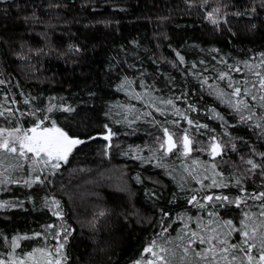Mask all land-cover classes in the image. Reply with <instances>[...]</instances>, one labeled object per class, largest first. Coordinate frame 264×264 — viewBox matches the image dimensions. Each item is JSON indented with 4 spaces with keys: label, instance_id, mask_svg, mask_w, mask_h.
<instances>
[{
    "label": "trees",
    "instance_id": "obj_1",
    "mask_svg": "<svg viewBox=\"0 0 264 264\" xmlns=\"http://www.w3.org/2000/svg\"><path fill=\"white\" fill-rule=\"evenodd\" d=\"M216 7L223 18L213 24L207 13ZM262 51L264 0H0V81L5 82L0 83V104L19 109L16 116L24 127L36 119L30 112L44 110L37 116L49 115L85 141L59 169H45L44 183L0 186V200L18 198L17 207L0 209V255L13 251L3 237L20 235L18 256L64 243L65 264H130L156 234L166 235L162 227L171 224L169 234L176 235L185 222L177 214L207 221L209 210L187 202L200 185L185 166L199 170L192 163L197 160L209 168L216 163L226 175L237 169L244 173L241 156L247 159L252 146L264 151L260 130L241 123L215 94L227 82L217 79L220 71H228L221 60L258 62ZM232 75L239 80L244 73ZM125 77L130 87H117ZM175 97H182L175 106L184 117L160 104ZM152 103L168 110L156 112ZM50 104L70 105L74 111L56 107L48 113ZM189 117L194 124H188ZM10 119L0 117V126H15ZM106 124L116 133L110 147L97 135L107 131ZM163 127L178 143L187 129L192 152L184 156L178 144L179 151L165 156L158 143ZM211 135L225 146L217 157L201 150ZM261 179L258 172L246 175L245 187L251 191ZM208 191L239 194L235 185ZM54 209L62 215H54ZM161 210L171 217L164 216L163 224ZM216 211L238 220L241 210L217 204Z\"/></svg>",
    "mask_w": 264,
    "mask_h": 264
},
{
    "label": "snow or ice",
    "instance_id": "obj_2",
    "mask_svg": "<svg viewBox=\"0 0 264 264\" xmlns=\"http://www.w3.org/2000/svg\"><path fill=\"white\" fill-rule=\"evenodd\" d=\"M191 2V0H190ZM207 3V0H204ZM255 11V8L252 9ZM220 8H213L207 13V18L213 24H217ZM239 15V13H236ZM227 13H225V16ZM180 61L184 57L179 52L176 53ZM228 71H220L217 79L224 81L223 87L217 86L215 94L221 98L222 102H227L239 116L241 123L250 122L255 128L260 130V136L264 137V51L258 54L257 60H244L227 64L226 60H221ZM232 72L244 73L239 80L235 79ZM207 80V78H205ZM0 83H5L0 81ZM130 87L131 81L125 77V80L117 87L124 88L125 85ZM147 93V88L144 89ZM7 100V93L4 94ZM137 99H143L137 94ZM175 97L169 99H160V104L171 106L176 114L184 117L185 113L175 106ZM250 98V99H249ZM151 103V101H149ZM60 107L68 112L74 111L70 105L60 104L59 106L50 104L47 112L51 113L54 108ZM127 108H134V105H126ZM156 112H166L167 107H160L152 103ZM189 109L193 105H188ZM19 109L13 110L12 107H5L0 104V117L5 120L10 119L13 127L0 126V186L6 184H25L30 187L33 183H44L42 174L45 169L54 172L60 168L61 163H67L69 156L73 154L77 146L85 141L79 135L70 134V130H66L55 119L49 115H43V118L37 116V112L44 110L36 109L29 113L30 116L36 117L30 127H24L20 121V117L16 116ZM215 112V109H212ZM24 114L21 112V117ZM152 116L151 112L146 113ZM217 117L223 120L220 113H216ZM45 121H49L48 124ZM119 122V121H117ZM159 124V121H155ZM189 125L194 124L192 118H187ZM173 125L179 124V121L173 120ZM107 129L103 135L108 141L106 147L111 146V138L116 135L112 132L108 125H104ZM200 126L198 125L197 128ZM202 127L207 129L209 126L203 124ZM215 131V130H213ZM163 139L158 138L159 149L163 150L165 156L173 152L177 148V140L169 131L168 127H163ZM93 139V137H88ZM208 144L201 150L209 152L212 157L221 155L224 151V144L217 140L215 135L208 137ZM183 155L188 156L192 152V140L189 137L188 130L184 129L182 136ZM232 149H236V145H231ZM260 157L257 162L255 157ZM162 159V158H161ZM241 161L247 165L244 173L236 171L229 172L227 175L220 171L216 163H211L210 168L203 162L194 160L193 165L199 164V170L185 166L186 171L193 179L198 180L199 188L193 189L188 199V204H192L199 210H209L207 221L200 215L193 218L190 214H177L178 219L184 220V224L177 231L175 236L169 234L172 227L168 224L162 227L161 233L147 243L141 255L130 261V264H264V179H261L257 188L249 191L245 187L246 175H255L257 172L264 177V151H259L256 146L250 148V154L245 159L241 156ZM159 163V161H158ZM26 173L27 175L17 178L15 172ZM199 171L209 173L206 176H200ZM171 175V173H169ZM139 178V177H137ZM46 179V177H45ZM186 177H181V181ZM205 179L210 183H205ZM235 185L238 190L237 195H228L224 191L209 192V189H229ZM183 186V184H181ZM0 187V191H3ZM51 202L59 205V201L55 197L51 198ZM217 204L220 207L227 205H236L241 211L238 220L232 218H224L216 211ZM17 202L11 200H0V209L7 207H17ZM54 215H62V213L54 209ZM162 212L161 223L163 217L169 213ZM103 215V213H101ZM195 221V227L191 224ZM63 231V229H62ZM34 236H40L41 233H33ZM239 239H235L236 236ZM27 239V234L24 236ZM46 238V237H45ZM57 234V239H59ZM67 234L64 235V241H67ZM5 243L13 251H8L5 255H0V264H65L66 253L62 251L64 243H59L52 247H35L30 251H24L22 255H16L15 249L20 246V235H14L10 238L3 237Z\"/></svg>",
    "mask_w": 264,
    "mask_h": 264
},
{
    "label": "rangeland",
    "instance_id": "obj_3",
    "mask_svg": "<svg viewBox=\"0 0 264 264\" xmlns=\"http://www.w3.org/2000/svg\"><path fill=\"white\" fill-rule=\"evenodd\" d=\"M174 139L177 140L175 136H174ZM181 141H182V140H181ZM178 144H179V146L182 148V143H181V142L178 143V141H177V147H178ZM192 146H193V145H191V147H192ZM218 156H219V155H218Z\"/></svg>",
    "mask_w": 264,
    "mask_h": 264
},
{
    "label": "water",
    "instance_id": "obj_4",
    "mask_svg": "<svg viewBox=\"0 0 264 264\" xmlns=\"http://www.w3.org/2000/svg\"><path fill=\"white\" fill-rule=\"evenodd\" d=\"M101 138L104 139V140H106L105 137H104L103 135L101 136ZM216 157H217V156H216Z\"/></svg>",
    "mask_w": 264,
    "mask_h": 264
}]
</instances>
